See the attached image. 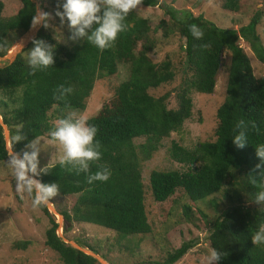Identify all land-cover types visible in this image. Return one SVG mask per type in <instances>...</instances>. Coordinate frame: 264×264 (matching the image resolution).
I'll return each mask as SVG.
<instances>
[{
    "label": "trees",
    "instance_id": "obj_1",
    "mask_svg": "<svg viewBox=\"0 0 264 264\" xmlns=\"http://www.w3.org/2000/svg\"><path fill=\"white\" fill-rule=\"evenodd\" d=\"M18 1L21 8L7 19L1 16L4 5L0 1V57L11 50L13 38L28 31L35 15L36 5L32 0ZM240 1L224 0L222 8L238 12ZM62 2H57V6ZM142 4L156 5L155 0H142ZM163 10L171 23L169 26L164 20L160 22L164 37L177 33L183 39L181 49L186 74L175 90L177 108L167 107L168 94L155 98L148 93L149 89L171 81L174 75L168 61L156 65L150 60L148 53L155 42L149 39V24L131 12L126 20L127 29L105 50L98 49L86 38H78L74 46L67 47L40 30L37 39L54 46L55 63L30 75L31 68L20 53L11 63L0 67V91L12 97L16 89H21L20 106L14 112L13 120L3 116L2 121L8 127L18 125L29 140L49 134L54 128L51 119L61 118L69 110L66 103L72 110L82 111L95 81L114 75L120 64L129 65V77L119 87L117 100L87 120L98 128L95 139L101 144V159L90 164L89 173H77L71 166L56 163L48 174L37 179L43 183L56 182L61 197L77 196L70 211L59 209L55 198L49 202L63 219V234L68 233L74 223H87L114 231L122 237L147 235L151 226L145 212L140 163L149 160L163 139L178 132L191 117L193 93H213L223 53L228 52L226 95L216 112V139L200 143L193 150L174 143L171 158L186 166V170L152 171L149 187L158 203L168 200L178 190L196 202L221 191L224 184L236 175L241 177L249 202L222 209L212 222L207 241L210 249L224 253L219 264H264V244L252 243L253 235L264 225V209L257 208L255 203L256 193L264 190V175H261L264 165L256 169L261 161L255 151L257 145L264 144V76L255 77L249 59L239 45V40L246 42L255 57L264 63V47L256 31L260 13L255 14L247 25L233 30L220 28L190 11L176 10L172 6H165ZM192 24L203 30L201 39L189 31ZM139 43L142 44L137 51ZM61 84L74 89L66 101L55 98L58 95L55 90ZM50 111L51 115L48 114ZM240 120L249 124L246 129L248 143L243 149L232 143L238 134L236 124ZM252 122L258 131L251 127ZM139 138L145 139L140 145L141 159L134 144ZM26 143L23 141L13 146L10 139L9 147L21 152ZM7 156V142L0 124V162ZM102 168L110 170L109 180L89 184L87 176ZM251 178H255V184ZM38 208L50 224L45 232V246L56 252L63 264L96 263L93 257L65 243L57 235L59 224L45 205ZM190 209L184 206V214L188 216ZM74 242L81 248H88L79 239ZM26 245L27 242L16 243L15 247L24 250ZM195 245L194 241L184 243L155 264H176Z\"/></svg>",
    "mask_w": 264,
    "mask_h": 264
},
{
    "label": "rangeland",
    "instance_id": "obj_2",
    "mask_svg": "<svg viewBox=\"0 0 264 264\" xmlns=\"http://www.w3.org/2000/svg\"><path fill=\"white\" fill-rule=\"evenodd\" d=\"M3 5L1 16L5 19L17 13L21 8L18 0H0ZM52 15L49 27L39 26L19 34L13 38V46L8 54L19 50L21 43L26 36V42L21 54L27 60V51L34 45L33 38L37 39L40 30L49 34L51 38L64 46L72 47L78 40H71L72 30L67 22L61 23L55 15L57 2L63 0H32ZM224 0H155L154 6H141L133 11L137 17L147 20L150 33L149 39L154 40L155 45L148 53L150 60L159 65L164 61L170 63V71L173 72V79L158 88L149 89L148 93L157 98L168 94L166 100L169 109L178 106L176 89L181 85L186 74L185 56L181 49L183 39L177 33L163 35V29L159 28L163 20L170 26L168 16L163 8L172 6L176 10L190 11L195 16H202L204 19L213 22L220 28L238 30L249 23L251 18L260 13V22L256 27L260 42L264 47V0H241L238 12H230L222 8ZM62 10V9H61ZM139 43L137 51L140 49ZM239 45L249 59L252 72L255 77L264 76V63L260 62L252 53L249 45L239 40ZM24 51V52H23ZM4 58V57H3ZM230 54L224 52L221 67L216 76V84L212 94H192L191 117L186 120L178 132L171 133L164 138L160 147L153 151L149 160L140 163L141 178L144 189V206L151 232L147 235L134 234L127 237L119 236L111 230L103 227L87 224L74 223L70 231L63 234V219L56 211L55 206L48 203L46 207L53 214L59 224L57 235L64 242L70 245L75 244L74 239H79L88 248H81L83 251L93 253L91 256L96 260L95 264H155L162 262L168 253L179 248L187 242H196V245L176 264H206V256L211 249L207 237L214 219L222 209L238 203L249 202L247 193L242 188L241 177L236 175L234 179L228 180L221 191L214 193L207 198L192 202L181 190H178L168 200L158 203L151 194L149 187V176L152 171H183L186 166L173 161L171 148L174 143L189 150H193L203 142H213L215 130L218 124L216 118L217 109L225 99V89ZM8 61L0 58V67H4ZM129 77V65H118L117 72L110 76L95 81L90 96L85 101V108L76 111L87 120L94 117L103 109L109 108L111 103L117 100L119 87ZM21 89H16L12 97L0 91V119L6 116L13 120L14 112L19 108ZM51 115V111L48 113ZM59 118L53 117L51 124L54 126ZM7 130V147L11 132L19 129L18 125H12ZM41 144L40 166L48 163L55 165L62 153V147L52 141L49 134L40 137ZM145 139L134 140L136 151L141 159L140 145ZM7 160V159H6ZM5 160V161H6ZM5 161L0 162V264H63L59 255L45 246V232L50 227L48 218L39 209L32 207V198L25 194L23 198L15 191V180L6 167ZM77 200L76 195L55 197L59 209L70 211ZM253 203H250L252 206ZM51 206V209L49 206ZM190 207L189 215L184 214L183 207ZM264 209V205H256ZM53 210L56 214H54ZM58 216L60 218H58ZM264 226V225H263ZM27 242L26 249H17L16 243ZM71 246V245H70ZM78 246V245H77ZM92 249L93 251H91ZM86 254V253H85Z\"/></svg>",
    "mask_w": 264,
    "mask_h": 264
},
{
    "label": "clouds",
    "instance_id": "obj_3",
    "mask_svg": "<svg viewBox=\"0 0 264 264\" xmlns=\"http://www.w3.org/2000/svg\"><path fill=\"white\" fill-rule=\"evenodd\" d=\"M142 4V0H63L58 4L55 15L59 17L61 23L65 21L72 35L71 40L86 38L89 43L100 50L111 47L117 40L120 33L124 32L128 25L126 23L129 14L137 10ZM62 9V10H61ZM52 19L51 13L44 11L39 4L35 7V15L32 17L30 29L36 30L39 26L49 27ZM182 19V17H181ZM189 31L197 38L203 37V30L197 25H189ZM34 45L27 51V62L31 68L30 75H35L37 70H44L54 63V46L42 39L31 40ZM23 48L22 43H19ZM74 89L71 86L59 85L55 93L57 100L66 101ZM66 114L56 120L53 130L49 133L52 141L57 142L62 147L57 163L61 166H71L77 173H89L90 164L101 159V144L97 141V126L89 124L87 119L71 109L65 104ZM249 124L240 120L236 124L239 130L232 143L238 148H245L248 143L246 129ZM251 127L257 129V125L252 122ZM13 146L17 143L27 141L21 152L10 149L8 158L5 161L6 167L10 170L15 180V191L23 198L25 194L32 198V207L38 208L47 205L53 198L61 194L60 186L56 183H43L37 177L48 174L52 165L48 163L44 167L40 166V153L42 140L34 137L31 140L28 136L17 130L15 135H10ZM256 155L261 164L256 165V169H261L264 165V144L255 147ZM264 175V172H261ZM111 172L108 168H102L87 176V182L92 184L96 181L106 182L109 180ZM255 184V178H251ZM257 205H264V190L258 191L255 197ZM252 243L264 244V226L253 235ZM224 253L213 248L206 256V264H219Z\"/></svg>",
    "mask_w": 264,
    "mask_h": 264
},
{
    "label": "water",
    "instance_id": "obj_4",
    "mask_svg": "<svg viewBox=\"0 0 264 264\" xmlns=\"http://www.w3.org/2000/svg\"><path fill=\"white\" fill-rule=\"evenodd\" d=\"M35 5H37L36 3H35ZM28 38V36H26L25 38H24V40L21 42L22 43V45H23V47H24V43L26 42V39ZM19 50H15V52H13V53H9V54H7L6 56H4V58L3 57H0V58H2V59H6L7 61H8V63H11L16 57H17V55H19L22 51V47L19 45ZM0 124H1V126H2V128H3V130H4V135H5V140L7 139V130H6V127H5V125H4V123H3V121L0 119ZM7 150H8V152H9V150H10V147H9V149L7 148ZM46 206V205H45ZM53 212H54V214H56L57 215V213H55V211L53 210ZM66 243V242H65ZM70 245L72 246V247H74V248H76V249H78V250H80V251H82V252H84V253H86L87 255H90V256H95L93 253H91V252H88V251H83L79 246H77V245H75V244H71L70 243Z\"/></svg>",
    "mask_w": 264,
    "mask_h": 264
},
{
    "label": "bare ground",
    "instance_id": "obj_5",
    "mask_svg": "<svg viewBox=\"0 0 264 264\" xmlns=\"http://www.w3.org/2000/svg\"><path fill=\"white\" fill-rule=\"evenodd\" d=\"M8 148V147H7ZM9 149V148H8ZM49 206V205H48ZM50 207V209H51V206H49ZM58 218H60L59 216H58ZM60 219H62V218H60Z\"/></svg>",
    "mask_w": 264,
    "mask_h": 264
}]
</instances>
